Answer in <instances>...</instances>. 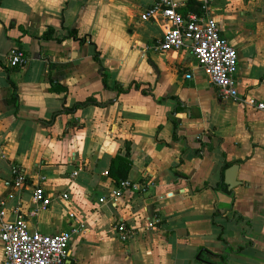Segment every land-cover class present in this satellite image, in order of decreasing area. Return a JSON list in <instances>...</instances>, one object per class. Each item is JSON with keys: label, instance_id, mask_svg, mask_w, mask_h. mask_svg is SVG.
Wrapping results in <instances>:
<instances>
[{"label": "crops", "instance_id": "crops-1", "mask_svg": "<svg viewBox=\"0 0 264 264\" xmlns=\"http://www.w3.org/2000/svg\"><path fill=\"white\" fill-rule=\"evenodd\" d=\"M154 1L0 0V197L31 230L85 225L65 264H209L207 254L264 264V111L221 99L187 49L156 51L161 19L140 17ZM183 1L181 12H193ZM212 12L237 50L239 95L264 101V0H213ZM48 28L53 37L41 38ZM70 29L85 41L65 37ZM15 48L24 68L7 62ZM103 75L151 93H118ZM50 80L66 91L52 92ZM126 143L128 179L147 187L109 197L110 161ZM234 164L241 183L214 190ZM12 167L26 176L21 188ZM39 175L50 204L31 215ZM118 221L135 232L125 243Z\"/></svg>", "mask_w": 264, "mask_h": 264}, {"label": "built area", "instance_id": "built-area-1", "mask_svg": "<svg viewBox=\"0 0 264 264\" xmlns=\"http://www.w3.org/2000/svg\"><path fill=\"white\" fill-rule=\"evenodd\" d=\"M199 12L182 13L183 0H155L153 4L140 12L142 19L160 18L162 35L154 46L156 51H179L187 49L196 60L207 81L213 85L223 100L244 101L246 104L264 111V101L242 99L239 95L235 74L238 54L235 47L220 34V28L213 16V0H197ZM10 66L24 68L28 57L22 48L11 50L7 56ZM191 75L187 74L186 78ZM200 138V136H198ZM13 185L21 188L26 182L25 174L17 167L11 168ZM74 175V174H73ZM45 176L39 175L33 188L32 201L35 209L29 214L36 215L39 209H46L50 199L45 195L42 183ZM147 184L130 179L121 180L110 192L109 197L120 196L122 190L145 191ZM67 198L66 194L62 195ZM8 216L6 201L0 197V241L4 258L0 264H65L69 255L68 245L73 234L83 233L85 225L80 222L70 225L66 230L46 234L31 230L25 217L17 213ZM74 218L73 213L69 214ZM118 240L125 243L135 233L125 222L114 225Z\"/></svg>", "mask_w": 264, "mask_h": 264}, {"label": "trees", "instance_id": "trees-1", "mask_svg": "<svg viewBox=\"0 0 264 264\" xmlns=\"http://www.w3.org/2000/svg\"><path fill=\"white\" fill-rule=\"evenodd\" d=\"M187 9H190L189 11L192 10L193 12H199L200 11V3L197 0H188L187 1ZM53 32L54 31L52 28H48L47 31L45 33H43L41 38H43V39L51 38V37H53ZM65 37H71L75 40H79V42H81V43L85 41V39L78 36L76 29L68 30V33ZM59 40L60 39H58V41ZM102 82H103V84L106 85V87L108 89L116 90L118 93L128 92V90H130L132 87H134L135 89H140V91L143 94H150L151 93V89L143 88V87H141L140 84H138L136 82H133L127 86H123L122 84H119V83H115L113 86H109L107 83V79H106L105 75H103V77H102ZM50 90L52 92H59V91L65 92L66 87L62 86L61 84H59L53 80H50ZM90 102H95V100L88 98L85 102L76 103L70 108L63 107L61 110L56 112V114L61 113V112H72L75 109L81 107L82 105H84L86 103H90ZM173 137L175 139L178 138L176 134H174ZM129 145H130L129 143H126L125 144V152L124 153L118 152L110 161V165H109V169H108V175L111 179H113V181L116 183V185H118V183L121 180L128 179V173H129L130 168H131V160L129 159V150H130ZM201 145H204V144H202V142H201ZM228 165H229V163H226L224 168H226ZM204 187H209V186L204 185ZM213 189L214 190L227 191L226 185L223 182V180H221ZM210 256H211L210 254H207L203 259L208 261L209 264H217L209 258ZM218 257H219V260L223 264H227V255L226 254H220Z\"/></svg>", "mask_w": 264, "mask_h": 264}, {"label": "water", "instance_id": "water-1", "mask_svg": "<svg viewBox=\"0 0 264 264\" xmlns=\"http://www.w3.org/2000/svg\"><path fill=\"white\" fill-rule=\"evenodd\" d=\"M237 171H238L237 164L231 165L225 170L224 183L227 185V188L229 190L233 189L234 187H236L241 183L237 180Z\"/></svg>", "mask_w": 264, "mask_h": 264}]
</instances>
